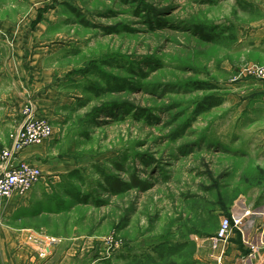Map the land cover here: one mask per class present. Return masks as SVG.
<instances>
[{"label":"rangeland","instance_id":"1","mask_svg":"<svg viewBox=\"0 0 264 264\" xmlns=\"http://www.w3.org/2000/svg\"><path fill=\"white\" fill-rule=\"evenodd\" d=\"M260 1L0 0V144L19 129L4 131L10 97L32 89L56 132L51 203L29 224L80 264H212L221 220L264 190L237 128L264 83L244 72L264 66L244 43Z\"/></svg>","mask_w":264,"mask_h":264},{"label":"crops","instance_id":"2","mask_svg":"<svg viewBox=\"0 0 264 264\" xmlns=\"http://www.w3.org/2000/svg\"><path fill=\"white\" fill-rule=\"evenodd\" d=\"M258 9L264 15V2L262 0L260 5H258ZM244 43L245 45H248V43L251 45V47L246 46L249 48L246 49L247 52L253 55V58L249 57L251 63L264 65V17L246 32ZM263 85L264 83L258 82L251 83L247 87L251 89L250 92L253 95L240 100V110L247 109L249 104H251L253 109L251 112H240V122L237 125V128H240V143L246 141L248 144V146H245L253 154V166L255 168L264 167ZM32 91L34 98L27 101L28 103L30 101L32 105L34 104L36 117L45 119L42 115L45 96L37 98L34 94L35 91L33 89ZM9 102L8 110L10 112L7 115L8 121L4 131L14 124L15 127L20 128L24 121L22 106L26 103V100L22 101L20 96L12 95ZM28 103H26V106ZM0 127L3 129V125ZM49 143L50 141L41 145L31 146L18 157L19 160L27 161L42 169L44 178L41 184L34 188L25 198L13 196L10 199H0V264H80L78 260L72 258L75 257V252L73 254L69 251L61 252L64 249V237L49 234L44 223L43 225H30L27 221L28 219L44 216L45 214L43 213L46 211L42 206L51 203L49 201L51 193L43 191L44 182L48 185L47 181L51 180L54 172L49 163L51 161L46 159ZM10 146L8 143L0 144V152L10 148ZM240 150L243 151V148H240ZM1 169L3 168L0 167V172ZM246 189L243 195L240 196V210L237 214L242 218V224L237 227L235 233L232 236L230 235L229 240L224 243V264H243L244 260H247L251 254V246L256 244L260 246V234L264 230V227H262L264 224V190H250L251 193H247ZM263 254L264 251L258 256L261 257ZM203 255L204 258L210 259L212 264H217L216 256L212 255L211 248L203 250ZM102 261L98 257L85 264H99Z\"/></svg>","mask_w":264,"mask_h":264},{"label":"built area","instance_id":"3","mask_svg":"<svg viewBox=\"0 0 264 264\" xmlns=\"http://www.w3.org/2000/svg\"><path fill=\"white\" fill-rule=\"evenodd\" d=\"M244 72L264 81V66H246ZM24 121L21 127L11 135V146L0 152V199H10L13 196L25 198L44 178L40 167L19 160V156L29 147L41 145L55 138L54 126L47 120L37 118L34 107L28 104L24 112ZM264 218V217H263ZM242 224L239 215L224 217L215 236L210 238L211 248L216 253L217 264H224L225 250L224 243L229 240L232 229ZM264 227V224L263 226ZM260 246L252 245L251 254L243 264H264V230L260 234ZM258 256V257H257Z\"/></svg>","mask_w":264,"mask_h":264},{"label":"trees","instance_id":"4","mask_svg":"<svg viewBox=\"0 0 264 264\" xmlns=\"http://www.w3.org/2000/svg\"><path fill=\"white\" fill-rule=\"evenodd\" d=\"M197 88L201 91L213 89L211 87H206V85L204 84H199ZM221 103L222 100L220 98H215L213 96L207 97L204 102L198 107L197 114H203L214 107L220 106Z\"/></svg>","mask_w":264,"mask_h":264}]
</instances>
